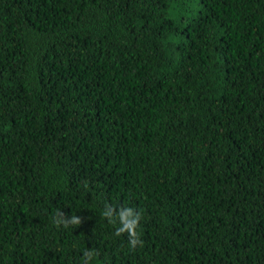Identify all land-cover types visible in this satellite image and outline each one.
Instances as JSON below:
<instances>
[{
    "label": "trees",
    "instance_id": "obj_1",
    "mask_svg": "<svg viewBox=\"0 0 264 264\" xmlns=\"http://www.w3.org/2000/svg\"><path fill=\"white\" fill-rule=\"evenodd\" d=\"M85 251L264 264V0H0V264Z\"/></svg>",
    "mask_w": 264,
    "mask_h": 264
},
{
    "label": "clouds",
    "instance_id": "obj_2",
    "mask_svg": "<svg viewBox=\"0 0 264 264\" xmlns=\"http://www.w3.org/2000/svg\"><path fill=\"white\" fill-rule=\"evenodd\" d=\"M103 215L109 216L111 219V216L113 214L106 211L103 213ZM115 215H118L119 217V225L116 227V234L119 235L127 231V233L129 234L130 246H136L137 236L139 234L137 231L138 221H137V218L133 215L132 208L124 207ZM71 219L73 223L77 221V218L75 216H73ZM95 256H96V253L94 251H85L84 252L85 264H89V261L94 260Z\"/></svg>",
    "mask_w": 264,
    "mask_h": 264
}]
</instances>
